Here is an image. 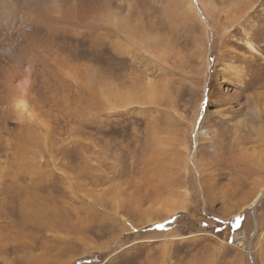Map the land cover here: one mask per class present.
I'll list each match as a JSON object with an SVG mask.
<instances>
[{
    "label": "rangeland",
    "instance_id": "1",
    "mask_svg": "<svg viewBox=\"0 0 264 264\" xmlns=\"http://www.w3.org/2000/svg\"><path fill=\"white\" fill-rule=\"evenodd\" d=\"M109 9L182 59L159 71L117 55L111 31L108 53L71 45L55 80L33 68L24 103L2 64L0 264H264V141L244 127L264 110V35L250 32L251 54L241 34L208 44L181 0ZM221 62L242 68V87ZM100 91L136 103L113 109Z\"/></svg>",
    "mask_w": 264,
    "mask_h": 264
},
{
    "label": "bare ground",
    "instance_id": "2",
    "mask_svg": "<svg viewBox=\"0 0 264 264\" xmlns=\"http://www.w3.org/2000/svg\"><path fill=\"white\" fill-rule=\"evenodd\" d=\"M109 1L0 0V52L3 54V59L0 60V68L5 63L3 64L4 69L11 71L5 77L6 85L10 90L17 91V88L19 91L21 90L18 93L20 98L18 103H24L28 95V87L34 78L33 68L39 67L45 73L47 78L44 82H48L51 78L55 80V77L63 71L65 65H70L68 63L72 61V58L69 59V62L68 58L72 56L73 45L85 46L87 43V50H85L87 52L108 53L107 44L109 43L112 49L113 43L109 38L111 31L115 34L114 48L116 52L119 51L129 55L137 61H145V59L152 61L158 66L159 71L172 69L173 64L182 59L176 49L171 50L175 51L173 53L174 60L169 59L170 54L168 55L166 52L167 44L158 46L156 38H149L145 37L144 34H140L137 31V27L128 24L125 19L109 9ZM181 4L186 23L189 27L192 26V23H196L195 25H198L201 32L205 30L208 44H211L214 37H218L219 34L226 39L234 38L235 35L241 34L245 48L251 54H259L256 45L252 42L253 39L250 36V32L258 27L260 33L264 35V0H181ZM194 28L192 26V30ZM93 33L96 36L109 38L107 43H101L94 48L92 43ZM36 35H41L44 39L43 41L41 38L42 44L38 47L34 43L29 42L30 38H35ZM85 35H88L89 38L84 39ZM14 36L24 42L28 49L22 50L20 44L13 39ZM197 40L196 37H193L192 42L198 44L199 41ZM3 41L5 42L2 44L3 47H1V42ZM162 46H165L164 50L159 49ZM199 48L202 47L196 45V49L198 50ZM202 52L203 49L200 53ZM5 60L8 62H4ZM205 60L207 62L208 59ZM221 65L222 74L227 75L226 79H228V82L242 87L244 79L241 73L242 68L230 63L221 62ZM22 68L24 69L21 70ZM19 77L20 81H18L17 87L13 86V79ZM211 83L212 88L214 86L213 89L210 87L213 90L212 96L221 100L222 97L220 95L222 92L220 88H216L219 83L214 80ZM99 94H101L102 98L104 95L107 97L103 101L106 104H110L113 109L125 108L136 103L135 100H132V97L120 98L116 94L114 98H119V100L112 101V98L110 99L112 95L109 96V94L105 93L103 95L102 91ZM116 102H119V104ZM247 116L250 123L247 124L248 126L244 124V127L248 131L254 132V134L256 132L258 140L263 142L264 110L249 109ZM40 167L41 164H38V168ZM20 169L12 172L11 178L14 181L18 179L20 174L24 175ZM35 181L38 185H41L37 179ZM35 188L36 190L42 189L39 186ZM43 205L45 204L43 203ZM22 225L26 226L24 222H22Z\"/></svg>",
    "mask_w": 264,
    "mask_h": 264
},
{
    "label": "snow or ice",
    "instance_id": "3",
    "mask_svg": "<svg viewBox=\"0 0 264 264\" xmlns=\"http://www.w3.org/2000/svg\"><path fill=\"white\" fill-rule=\"evenodd\" d=\"M84 39H87V37H84ZM109 38L104 37V36H96L95 33H93V38H92V43H93V47L96 48L98 47L101 43L106 44ZM85 47L87 48V43L85 44ZM115 54L120 55L122 53H120L119 51H117ZM241 218H237V223H239ZM158 227H162V226H158Z\"/></svg>",
    "mask_w": 264,
    "mask_h": 264
}]
</instances>
